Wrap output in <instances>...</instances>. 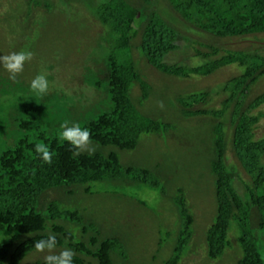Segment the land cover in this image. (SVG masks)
<instances>
[{"label": "rangeland", "instance_id": "1", "mask_svg": "<svg viewBox=\"0 0 264 264\" xmlns=\"http://www.w3.org/2000/svg\"><path fill=\"white\" fill-rule=\"evenodd\" d=\"M97 1L0 0V55L22 50L34 54L15 82H7L9 74L0 66V152L21 137L17 120L34 116L39 126L37 132L45 131L49 137H58L60 125L65 121L79 123L82 127L84 119L95 118L109 110L107 84L101 82L96 86L95 83L100 81L106 57L112 52L118 53L108 40L106 28L98 21ZM154 4L168 27L180 33L177 42L180 48L167 56L168 63L203 66L211 60L195 54L197 51L209 53L208 46L220 49L212 60L224 55L225 49L264 55V33L245 39L214 38L188 26L166 0H154ZM131 57L137 72L150 86L144 100L137 84L131 88L133 106L142 117L169 124L170 130L160 135L143 134L137 147L130 151L101 147L93 142L92 146L94 154L107 156L115 152L123 168L148 170L158 181V187L129 179L92 182L49 190L43 194L44 205L54 201L63 210L77 211L83 224L90 223L99 232V242L119 239L123 250L112 252L114 264H165L174 257L182 238L183 218L176 199L183 196L192 217V235L182 249L178 264H238L242 250L238 229L233 224L228 236L229 246L221 257L208 259L206 244L207 232L217 216L212 165L216 160L214 128L218 123L223 125L224 162L229 176L233 177V185L241 190L243 181L250 182L231 147L232 109L222 118L186 117L179 100L190 94L206 93L209 98L201 107L217 111L230 96L223 88L244 69L230 65L210 76L176 79L150 67L137 50ZM38 74L46 75L49 81V91L43 97L30 89L32 79ZM262 93L264 75L249 88L244 98L238 96L237 101L243 99L250 103ZM159 102H163V107ZM29 106L39 109L26 115L24 110ZM251 114L264 115V104ZM261 139H264V117L254 129V141ZM67 190H72L71 194H67ZM39 210L46 212L40 207ZM62 224L67 231L78 229L74 234L76 241H88L93 236L92 232L84 235L80 224ZM257 234V247L264 263V235ZM11 237V233L0 231L1 243L9 242ZM21 241L23 238L16 244ZM64 248H56V251ZM44 255L34 251L20 264L43 262ZM85 264L98 263L88 259Z\"/></svg>", "mask_w": 264, "mask_h": 264}, {"label": "trees", "instance_id": "2", "mask_svg": "<svg viewBox=\"0 0 264 264\" xmlns=\"http://www.w3.org/2000/svg\"><path fill=\"white\" fill-rule=\"evenodd\" d=\"M98 1V21L106 28L108 40L118 53L112 52L106 57L100 81L95 83L96 86L101 82L107 84L110 108L95 118L84 119L82 126L90 131L92 142L101 147L113 146L121 151H130L137 147L143 134L160 135L170 130L169 124L142 117L132 104L130 92L134 85L139 86L143 100L150 91V86L135 68L131 57L133 51L142 53L147 64L156 71L176 79L210 76L230 65L244 69L223 88V92H229L230 96L217 111L201 107L209 98L206 93L190 94L179 103L186 117L212 115L222 118L227 110L232 109L231 147L250 181L249 184L243 181L241 190L233 185V177L229 176L224 162L223 125L218 123L214 128L216 160L212 165L217 216L206 235L207 258L216 260L221 257L229 246L228 236L233 224L238 229L242 250L238 264H264L257 247V232L264 235V139L254 141L255 126L264 115L251 114L264 104V93L250 103L242 99L264 75V55L225 49L224 55L212 60L220 49L208 46L209 53L197 51L195 54L211 60L203 66L168 63L167 56L180 48L177 45L180 33L163 21L154 0ZM166 2L188 26L214 38L245 39L264 33V0ZM240 95L242 100L237 101ZM38 109L29 106L24 113L32 115ZM32 117L16 121L21 137L13 146L0 152V231L12 234L9 242H0V264H20L27 255L36 251L34 242L47 238L50 232L56 235L57 248H70L75 252L73 264H85L88 259H94L98 264H114L112 252L123 250L119 239L99 242V232L92 224H83L77 211L63 210L54 201L44 205L43 194L52 189L116 179H129L156 188L158 181L146 169L123 168L115 152L107 156L82 153L73 157L72 146L66 141L57 136L49 137L45 131L37 132L39 126ZM40 142L48 145L53 153L50 165L43 163L35 153L34 145ZM71 192L66 191L67 194ZM176 204L183 218L182 238L174 257L165 264H178L182 249L192 235V217L187 212L183 196L176 199ZM39 207L46 212H41ZM63 222L80 224L84 235L92 232L93 236L88 241H76V236L65 229ZM19 238L23 241L16 244Z\"/></svg>", "mask_w": 264, "mask_h": 264}, {"label": "clouds", "instance_id": "3", "mask_svg": "<svg viewBox=\"0 0 264 264\" xmlns=\"http://www.w3.org/2000/svg\"><path fill=\"white\" fill-rule=\"evenodd\" d=\"M31 51H13L7 55H0V66H2L9 74V79L17 81L19 74L24 70L26 63L33 59ZM30 89L33 93L43 97L49 91V81L44 74L36 75L31 83ZM159 106L163 107V102H159ZM61 131L58 133V138L61 141H66L72 146L73 157H78L82 153L94 154L95 148L92 146L91 133L87 128H82L79 123H71L65 121L60 125ZM35 153L39 159L46 164H51L53 153L49 146L43 142L34 145ZM75 234L78 229H70ZM34 248L37 253L45 254L43 256L45 264H73L75 252L70 248H64L59 252L57 248V238L54 233H49L47 238H42L34 242Z\"/></svg>", "mask_w": 264, "mask_h": 264}]
</instances>
